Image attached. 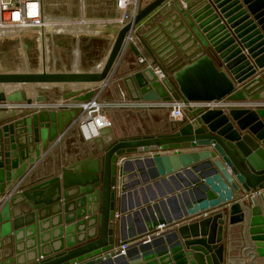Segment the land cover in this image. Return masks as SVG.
<instances>
[{
	"label": "water",
	"instance_id": "obj_1",
	"mask_svg": "<svg viewBox=\"0 0 264 264\" xmlns=\"http://www.w3.org/2000/svg\"><path fill=\"white\" fill-rule=\"evenodd\" d=\"M168 1L154 0L115 33L102 72L7 69L0 70V85H89L91 90L64 95L74 103L89 102L97 98V86L112 78L127 49L139 55L130 38L138 37L136 27ZM159 31L178 48L172 59L161 60L162 52L152 51L149 37L144 44L154 65L164 64L166 78L159 80L149 67L126 82L130 93H136L135 101L150 105L144 109L173 100L245 105L188 108L170 133L103 143L98 145L100 156L62 167L42 180H31L29 169L77 124L79 108L33 115L0 108V264H264V0H178ZM44 100L39 92L36 102ZM23 101L33 102L26 89L0 90V104ZM184 173L194 176L201 194L186 203L184 217L175 219L177 225L187 223L123 253L128 211L145 212L150 202L128 203L133 193L138 195V174L159 185L179 182ZM118 200L120 240L115 242ZM167 222L149 221L142 235L174 220ZM233 231L241 243L240 257L228 251Z\"/></svg>",
	"mask_w": 264,
	"mask_h": 264
},
{
	"label": "crops",
	"instance_id": "obj_2",
	"mask_svg": "<svg viewBox=\"0 0 264 264\" xmlns=\"http://www.w3.org/2000/svg\"><path fill=\"white\" fill-rule=\"evenodd\" d=\"M47 2L53 1L52 5L57 6V15L52 16L51 14L47 15L49 17H61L66 16L69 18H77L79 19L82 26L86 29H89L90 25H96L100 31L99 33H93L90 31L82 32L81 34L75 33H56L48 36V47L51 51V54H55L53 58V62H58L60 69L67 68L68 70L73 71L72 63L75 60V53L78 51L79 53V65L80 72H90L94 67H96L100 61L104 58L108 48L113 44L116 36L115 32H118L121 29V26L118 24V20L122 16V11L119 10L116 6V0H46ZM178 0H169V2L165 3L159 9L154 11L148 18H146L142 23H140L135 30V34H138V37L134 35V45L136 47L137 54L133 52L130 48L126 50L123 55L121 62L118 67L114 71L112 78L105 84L99 86L97 89V99L100 102H114L121 98L122 94L126 95V98L133 103H135V108L130 111H121V110H112L109 112V116L112 119L114 125L113 128L102 131L100 136L93 140H85L79 130L76 129V126L72 128L62 139L61 143L56 146L53 152L50 155L43 157L42 162L36 166L34 170L30 173V179H44L46 177H54L57 175V172L60 171L62 167H69L75 165L80 160L88 159V158H96L100 156V154H95L94 150H98V145H103V143H110L112 141L133 138L139 136H156L158 134H166L170 133V127L183 119L178 121H173L170 118V107L168 104H152L151 106L155 109H150L148 104L143 102L135 101L133 96L136 95L135 92L130 93L132 88L130 85H126V82L129 81L128 78L133 76L135 73H138L144 70L146 65H153V59L151 58L147 46H145L144 42H148L145 38H150L152 41V45L154 46V53H161V60H167L174 57V54L178 52V48L174 46V42H172L168 35L162 31L157 32V28L160 23L164 20V16L168 12L170 6L175 4ZM46 2V7H47ZM153 2V1H152ZM150 3H145L140 7V10L148 6ZM69 13L70 10L73 11V15L67 14L65 11ZM129 12H132V8L129 9ZM183 38L177 40L180 41ZM147 45V44H146ZM188 44H185V49ZM4 56V55H3ZM144 57L147 58L150 64L140 65L138 63L139 58ZM158 57V56H157ZM45 58V57H44ZM50 58V59H51ZM8 57L5 56V60ZM78 60V58H77ZM162 62V61H161ZM162 67H164L163 63H160ZM47 65V59L44 60L43 67ZM71 66V67H70ZM76 68H78V64L76 61ZM46 68V67H45ZM1 70V69H0ZM37 84L20 86L21 88H26L27 86L33 88ZM12 86L10 90H7V87ZM87 85L73 86L72 90H78L81 88H87L80 90V92H86L91 90L93 87H86ZM70 87V86H69ZM129 87L131 88L129 90ZM27 89V88H26ZM55 89H60V92L56 95L52 93ZM63 87L55 86L50 88V91L47 92V95L51 100L58 99L60 97H64L66 93ZM0 90H5L8 93L17 91V86L14 84H4L0 85ZM28 91V90H27ZM26 91V92H27ZM31 93L28 91L27 94ZM264 94V93H263ZM257 104V103H254ZM264 104V103H263ZM2 114L0 113V116ZM12 119V118H10ZM96 147V148H95ZM96 152V151H95ZM99 153V151H98ZM139 155V154H138ZM131 155H125L124 157H128ZM134 167L138 169V166L134 164ZM146 168V166H144ZM31 171V169H29ZM138 172V171H137ZM145 175L150 178V174L146 168ZM187 177V178H186ZM138 178L140 179V185L136 187V191L138 192V200L143 202L145 199H149V205L144 206L145 212H141L140 209H135L132 211H128L127 214H130L126 219L127 228V240L137 239L140 235L144 234V229H147V224L149 221L153 219L159 221L161 219H165L166 222L168 219H172L175 222L177 217H184V208L186 209L188 202V194L187 192L190 189V185H193V179L189 178L188 174H183V179L179 180H171L168 184L160 183L156 185L157 181H145L143 175L140 176L138 174ZM193 178V175H192ZM185 179V180H184ZM185 181V183L183 182ZM30 182L27 180L23 185H26ZM181 185V189L178 188V183ZM182 182V183H181ZM192 182V183H190ZM189 185H188V184ZM151 185V187L147 189V186ZM186 185V186H185ZM141 188L145 189L141 192ZM134 189V188H133ZM132 190V189H131ZM172 190L173 192H170ZM193 191V190H192ZM192 191L190 193H192ZM131 192H134L132 190ZM182 192H185L182 194ZM264 193V191H263ZM165 194V196H163ZM178 197V195H180ZM156 196L157 199H153ZM175 197L170 204L165 201L170 198ZM178 198L181 200L179 201ZM177 200L181 202V210L180 212L176 209ZM166 202V205L163 207L160 205V202ZM119 202V200H118ZM117 202V203H118ZM158 204V207L154 206V204ZM119 205V204H117ZM150 206V207H149ZM149 207V208H147ZM139 212V215H136ZM117 212V211H116ZM168 224L160 225L157 228V234H163L166 232L170 226L176 225L175 228L183 226L187 222H182L180 224ZM168 223V222H167ZM150 234V233H149ZM232 239H229L228 251H231L233 257L241 256V243L239 241L238 232L233 231ZM148 234L142 235L141 239L146 238ZM145 240V239H143ZM119 241V230L115 231V242ZM143 242V241H142ZM231 244V245H230Z\"/></svg>",
	"mask_w": 264,
	"mask_h": 264
},
{
	"label": "built area",
	"instance_id": "obj_3",
	"mask_svg": "<svg viewBox=\"0 0 264 264\" xmlns=\"http://www.w3.org/2000/svg\"><path fill=\"white\" fill-rule=\"evenodd\" d=\"M116 6L122 11V16L117 21L121 28L127 25L140 10L139 1L133 3L132 0H116ZM130 8H132L131 13L129 12ZM73 21H79V19L69 18L66 16L54 18L47 16L46 0H0V42L2 40L10 41L17 39L20 41L21 47H24V42L27 38L33 39L37 42V48L40 53L39 63H42L43 57H47L48 64L45 66L46 68L41 65L42 68L40 67L39 70L35 71L45 70L47 72H51L49 66L51 51L48 47V36L56 33H70L51 30V28H53L51 25L62 23L65 25V28H67V26L72 24ZM129 42L134 43V36L130 38ZM138 63L140 65H146L151 62H149L147 58L141 57L139 58ZM151 64L146 65L147 67L145 68H153L159 80L165 79L167 76L165 67ZM54 70L52 72H56ZM45 89L46 90L41 91L35 90V92L33 90L31 93L27 94L29 98L33 99L31 104H28L25 101L13 103L6 102L1 103L0 108L5 109L7 112L15 111L19 114L29 113L32 115L43 111H62L65 109L71 110L73 108H79L81 116L75 126L79 128V132L85 140H93L99 137L102 131L112 127V120L109 116L110 111H130L136 106L135 103L126 98L125 94H122L121 98L114 102H100L97 98H95L89 102L74 103L71 100H65L63 96L58 99L51 100L47 95L48 89L50 88L45 87ZM39 92H42L45 95L46 100L36 102ZM243 105L245 104L229 101L219 103L210 102L186 104L182 100H173L168 104L170 107V118L173 121L183 119L185 111L188 108H191L192 110L197 108L215 110L227 109L229 107H242ZM30 172H32V170L29 171V173ZM17 191H19V188L16 189V192ZM121 248L123 253L129 249L126 245H123Z\"/></svg>",
	"mask_w": 264,
	"mask_h": 264
},
{
	"label": "rangeland",
	"instance_id": "obj_4",
	"mask_svg": "<svg viewBox=\"0 0 264 264\" xmlns=\"http://www.w3.org/2000/svg\"><path fill=\"white\" fill-rule=\"evenodd\" d=\"M136 1H139V5L141 7L145 3H150V2H152L154 0H132L133 3H136ZM52 2L53 1H50V2L48 1L47 2L46 14L47 15L51 14L52 16H55L58 13V11L56 10L57 6H53ZM65 12L67 14L73 15V11L72 10H70L71 13H69L68 10L65 11ZM73 22L80 23V21H73ZM24 43L29 46L28 49L25 47V45H24V47H21L20 41H18L17 39L10 40V41L2 40L0 42V61H1L2 64L5 63L4 65H0V69L2 71L10 69L11 71H14V72L28 73V72H33L35 70H39L40 67L42 68L41 65H43L44 60L47 59V57L46 58L43 57L42 63H39V54L40 53H39L38 48H37L38 47V45H37L38 43L35 42L33 39H29V38L25 39ZM111 49H112V44L108 48L104 58L100 61V63L96 67H94V69H92V71H94L96 73L102 72V70L104 69V67H105V65L107 63V60H108V57L110 55ZM5 56L8 57V59L5 60ZM54 56H55V54L52 53L51 57H54ZM77 58H78V60H77ZM76 61H77V64H78V68L75 67ZM47 64H48V59H47ZM49 66H50L51 72L54 69H55L54 71H56V72L62 70V69H60V66H59V60H58V62L56 61V64H55V62H53V58L50 59ZM79 67H80V65H79V53L77 51L75 53V60L72 63V69H73L74 72H80L79 71L80 70ZM40 85L37 84L33 88L27 86L26 87L27 89L26 88H22V90L23 89H26L28 91H33L34 90V92H35V90H38V91L46 90L45 87H47V88H51V87H55V86L62 87L61 85H55V84H40ZM73 86H77V85H73ZM78 86L82 87L83 85H78ZM86 87H93V86L87 85ZM97 87H99V86H97ZM62 90H64V92H62V93H66V92H69L72 89H71V87H69L68 89L66 88V89H62ZM48 91H50V89H48ZM59 92H60V89H55L54 91H52V93H54L55 95L57 93H59ZM112 124L114 125L113 121H112ZM111 128H113V127H111ZM76 129L79 130V128H77V127H76ZM94 153L99 155L98 150H94ZM188 175H189L190 179H194V176L192 178V174H188ZM194 181L195 180H193V185H190L192 187H190V189L188 190L190 192L192 190L196 191V189H197V187L199 185L198 183L194 184ZM183 182L185 183V181H183ZM184 193L185 192H182V194H184ZM180 196H181V194L178 195V197H180ZM133 201L134 202L138 201L137 194L135 195V193H133L132 196L128 198V203H132ZM119 203L120 202H118L117 204H119ZM119 207H120V204L117 205V209H116L117 217H116V221H115V231L119 230V237H120V218H121V215L119 214V212H120ZM175 226L176 225L170 226V228L166 232H164V234L169 233V231L175 229ZM155 232L150 233L149 235H147L146 238H143V239H149V238L154 237V236L157 237V236L162 235V234H157ZM143 239L137 238V239H133V240H129V241L127 240L128 243L126 244V246H128V248L130 249L131 247H134V246H137V245L141 244ZM119 240H120V238H119Z\"/></svg>",
	"mask_w": 264,
	"mask_h": 264
},
{
	"label": "bare ground",
	"instance_id": "obj_5",
	"mask_svg": "<svg viewBox=\"0 0 264 264\" xmlns=\"http://www.w3.org/2000/svg\"><path fill=\"white\" fill-rule=\"evenodd\" d=\"M90 25V27H89V29H85L83 26H82V24L81 23H76V22H73L72 24H70V25H68L67 26V28H65V25L64 24H62V23H59V24H53V25H51V27H53V28H51V30H54V31H59V32H61V31H65V32H70V33H75V34H81L82 32H85V31H90V32H93V33H99V32H102V31H100L99 30V28L96 26V25H91V24H89ZM85 30V31H84ZM116 33V32H115ZM14 85H16L17 86V91H20L21 89H20V86H21V84H14ZM29 85H32V84H29ZM26 86V85H25ZM70 87H72V85H70ZM12 88V86H10V87H7L6 89L7 90H10ZM83 89H87V88H81V89H78V90H74V91H80V90H83ZM17 91H15V92H17ZM187 178V177H186ZM185 180V179H184ZM182 183V182H181ZM190 183H192V182H190ZM188 184V183H187ZM186 186V185H185ZM200 190H202V189H200ZM195 192V193H194ZM202 192H203V190H202ZM187 194H188V197L189 198H187L188 199V202H192L194 199H197V197L199 196V195H201L198 191H192V193H190V192H187ZM178 200L179 201H183L184 200V198H182L181 200L178 198ZM177 200V204H176V209L180 212V210H181V202H179ZM187 208V207H186ZM128 228V227H127ZM127 251V250H126ZM126 251H125V254H126Z\"/></svg>",
	"mask_w": 264,
	"mask_h": 264
}]
</instances>
